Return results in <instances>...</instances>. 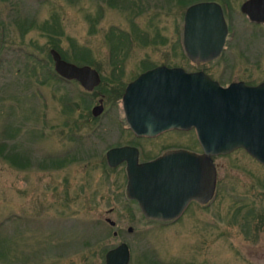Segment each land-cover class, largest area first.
<instances>
[{
    "label": "rangeland",
    "instance_id": "obj_1",
    "mask_svg": "<svg viewBox=\"0 0 264 264\" xmlns=\"http://www.w3.org/2000/svg\"><path fill=\"white\" fill-rule=\"evenodd\" d=\"M179 1L101 7L104 0H0V264H105L106 251L121 242L130 249L128 264H264V165L243 148L215 155L217 195L210 206L179 222L146 221L126 196L124 165L110 167L105 158L130 136L120 98L104 92L111 83L86 90L54 70L49 49L56 45L68 55L74 43L90 57L77 64L117 83L141 69L135 60L163 55L164 63L207 69L223 84L264 81V27L241 13L244 0H227L226 48L205 64L192 63L178 47L186 7L179 3L187 0ZM54 17L60 25L52 24ZM112 25L115 41L125 44L116 54L131 56L116 77L104 61ZM131 31L140 43H126ZM148 37L152 42L144 44ZM99 99L104 108L94 116ZM196 140L191 129H169L140 142L149 152L163 143L195 149ZM20 153L28 159L24 168L5 158ZM52 156L66 157L65 163L51 165Z\"/></svg>",
    "mask_w": 264,
    "mask_h": 264
},
{
    "label": "water",
    "instance_id": "obj_2",
    "mask_svg": "<svg viewBox=\"0 0 264 264\" xmlns=\"http://www.w3.org/2000/svg\"><path fill=\"white\" fill-rule=\"evenodd\" d=\"M251 21L264 23V0H246L241 5ZM228 33L221 5L213 0L187 7L183 45L194 62L217 57ZM54 70L65 79H76L86 90L101 77L90 65L78 66L51 50ZM102 99L91 112L103 110ZM122 108L128 126L138 135L153 136L169 129L195 130L201 152L171 149L157 158L138 162L134 147L106 151L109 166L126 161V196L137 201L147 218L164 220L177 216L192 198L210 200L215 188L213 156L243 148L264 165V81L250 85L242 80L223 86L203 71L158 66L127 83ZM182 175H189L184 180ZM175 176L166 184L164 177ZM111 225L114 221L106 219ZM116 233V232H115ZM114 233V234H115ZM130 249L121 242L105 253V264H128Z\"/></svg>",
    "mask_w": 264,
    "mask_h": 264
},
{
    "label": "flooded vegetation",
    "instance_id": "obj_3",
    "mask_svg": "<svg viewBox=\"0 0 264 264\" xmlns=\"http://www.w3.org/2000/svg\"><path fill=\"white\" fill-rule=\"evenodd\" d=\"M120 1L121 0H104V2L100 3V6L102 7V5H106L107 4V6H113L114 7L116 5H119ZM200 1H210V0H196L194 2H190V3H188L186 5V7H185V9L183 11V14H182V26L180 28L181 29L180 32L179 33L177 32V36H179L178 37V47L180 46V48L183 50L184 53H185V49H184V45H183V30H184V15H185V11H186L188 6H190L193 3L200 2ZM213 1H216V0H213ZM220 1L221 2H219V1H216V2H218L221 5V7H222V10H223V13H224V17H225V20H226V23H227V27H228V33H227V36H226V40H225L223 49H222L221 53L217 57H215L213 59H210V60H207V61H201V62L192 61L187 56V54L185 53L186 59L188 58L194 64H205V63H208L210 61H213V60L219 58L222 55V53L225 50V48H226V44H227V40H228V34H229V31L231 30V24L229 23L228 18H227V16H228L227 14L230 13V10H229L230 4H229V2L227 0H220ZM245 1L246 0H244L243 2H245ZM242 3H241V5H242ZM179 4H185V3L180 2ZM241 5H240V11H241ZM103 8H104V6H103ZM241 13H243L248 18V20L250 22H252V23H254L256 25H262L264 27V23H257V22L251 21L246 13H244L242 11H241ZM102 14L103 13L101 11V15ZM88 15L89 14L86 13L85 17H86L87 21H88V19L90 21H92V22H90V26L93 27L94 25H96L95 24L96 22H95L94 18H92L91 16H88ZM52 24L53 25H60V23L58 22V19L56 17H54L52 19ZM114 28H117V27L115 25L114 26L112 25L111 28H110L109 34L106 35V38H107L106 40L109 43L110 49H108V51H107L108 53L105 55L104 61L106 63L110 64V66L112 68V72H111L112 75L111 76H115L116 77V75H115L116 72L121 71L120 74L123 73V70H124V65L123 64L126 63V62H129L131 60V56L128 55V54H123V55L122 54H116L115 49L117 48V46L121 49V47H123L125 44H124V41H120V40H119V42H117V40L115 41V39H114L115 35L114 34L116 33V31L114 30ZM151 39L152 38H149V37L146 38L145 41H143L144 44L151 43L152 42ZM137 40H138V35H137V33H135V31H133V32L131 31L129 34L126 35L125 41H126V43H130V45H136L137 42L140 43V41H137ZM155 41H156V39H155ZM143 42H141V43H143ZM52 49H55L60 54L61 58L64 59L65 61L70 62V63H74V64H76L78 66L85 65V64H77L78 61L89 62V60H90V57L88 55V49L87 48H79L74 43H71V45L69 47L70 54H68V55L65 54L64 52H62V50L60 48H58L56 45L52 46L49 49V52H50L51 58L53 60V57H52V54H51V50ZM134 62H137L139 65H143V66L141 67V69H138V70L136 69L134 74H133V76L131 77V79H129L128 81L125 82L123 92L125 90V87H126L127 83H129L130 81L134 80L141 73H143V72H145V71H147L149 69H153L155 67L164 66V65H166L168 67L179 66V65H173V64H170V63H164V55L160 59L154 60V61L151 58H149V57H143L142 59L139 58V60H135ZM53 63H54V60H53ZM152 63H153V65H151ZM86 65H88V64H86ZM139 65H137L136 67L138 68ZM91 67L95 68L93 66H91ZM180 67H183L187 71H203L206 74H208L212 79L217 80L223 86H226V85H228L230 83L229 82L228 84H223L218 77L213 75L211 72H208L207 69H204V68L203 69L198 68L197 70H188L184 66H180ZM113 69H115V70H113ZM117 69H118V71H116ZM96 70L98 71V69H96ZM98 73L100 74L99 71H98ZM58 76L60 78H62V79H65V78L61 77L60 75H58ZM100 77L102 78L101 74H100ZM65 80H67V81H73V80L77 81L76 79H65ZM237 81H239V80H237ZM242 81H244V80H242ZM244 82L247 83V84H250V85H255L254 83L253 84L249 83L246 80ZM123 92H122V94L120 96L121 107H122V95H123ZM122 110H123V108H122ZM123 117H124V113H123ZM123 122H124V125H125V127H124L125 132H128V134L130 135L129 136V140H126L124 143H119L118 145H115V146H112V147L129 146V147L136 148L137 151H138V162H146V161L153 160V159L157 158L158 156L164 154V152H166L168 150H171V149H179V148L187 149V148H184V147H171V146L164 147V143H163V144H161L158 147L157 151L155 149L154 151L147 152L146 148H144L143 143L140 142V141L142 139H144V138H148V139H151V140H155V139L161 138V136L164 135V131H161V132H159V133H157L156 135H153V136L138 135L128 126V124H127V122L125 120V117L123 118ZM191 130H193L194 133H195L194 129H191ZM195 135H196V133H195ZM196 138H197V136H196ZM196 142H197V144L195 146V149H188V150L200 153L201 152V145H200L198 139L196 140ZM112 147H110V148H112ZM105 158H106V153H105ZM120 165H124L123 170H124L125 174L127 175L126 161H121L116 166H120ZM116 166H113V167H116ZM110 167H112V166H110ZM215 170H216V167H215ZM182 176H183L184 180H189L191 178L189 175H182ZM175 178H176L175 176H166V177H164V180H165L166 184H169L170 181H174ZM215 181L216 182H215L214 193H213V196H212V198L210 200H208L206 203H201L200 201H198L195 198L189 199L185 203L184 207L182 208V210L179 212V214L177 216H174V217L168 218V219H164V220H159V219H155V218H147V217H145L143 215L141 209L139 208V205H138L137 201L134 200V199H130V200H132L137 205V207L139 209V212L141 213V217L144 220H146V221H149V222H164V223L179 222L184 217H187V213L190 212L191 210L193 211L194 208L198 209L200 206H203V207L210 206V204L215 200V197L217 195V181H218V179H217V171L215 173ZM112 226H115V222H114V225H112ZM128 230L131 231L132 227H129ZM116 234H117V232L115 233V235Z\"/></svg>",
    "mask_w": 264,
    "mask_h": 264
},
{
    "label": "trees",
    "instance_id": "obj_4",
    "mask_svg": "<svg viewBox=\"0 0 264 264\" xmlns=\"http://www.w3.org/2000/svg\"><path fill=\"white\" fill-rule=\"evenodd\" d=\"M194 1H196V0H187L184 3H185V5H187L188 3L194 2ZM101 79H102L101 80L102 81L101 84L103 83V86H104L105 83L106 84L107 83L108 84L111 83V85H112L110 88H108V90H104V92L107 93V95H110V96L112 94L113 95L112 97L114 99H119L120 96H121V94H122V92H123L125 82L117 83V80L118 79H114V78L108 79V78H105L104 76ZM4 145L5 144H3V145L0 144V154H2V149H3ZM5 158L6 159H9V161L12 164H14L15 166L23 167V168L26 166V163L28 161L27 157L25 155L23 156L22 153L16 154L15 156H12V157L10 155H7ZM65 159H66V157H61V156H52V157H49L48 158L50 164L51 165H54V166H61V165H63V163H65ZM72 159H75V157H73ZM40 164L42 166L43 165L46 166V162H44V161H42Z\"/></svg>",
    "mask_w": 264,
    "mask_h": 264
}]
</instances>
